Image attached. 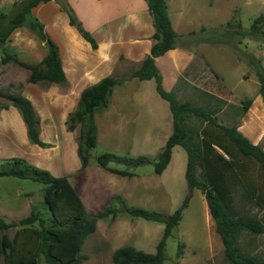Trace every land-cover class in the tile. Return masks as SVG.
I'll return each mask as SVG.
<instances>
[{"label": "crops", "instance_id": "obj_1", "mask_svg": "<svg viewBox=\"0 0 264 264\" xmlns=\"http://www.w3.org/2000/svg\"><path fill=\"white\" fill-rule=\"evenodd\" d=\"M15 1L18 0H0V12L9 11ZM63 1L72 8L77 21L93 36L97 46L93 48L69 23L67 13L57 0L39 2L32 7L31 15L43 24L46 33L57 44L65 80L61 83L43 84L42 81L29 83L26 79L20 93L30 100L40 118L41 127L51 133L55 128L61 129L56 139V173L48 170L55 176L68 178L89 212L90 206L102 208L108 204L109 198L115 192L108 183L118 181L119 176L115 173L103 174V171L91 162L83 171H78L81 166L78 145L74 141V134L66 129L65 120L68 113L78 106L82 90L106 76H117L126 71L130 73L140 66L142 60L150 53L154 26L145 0ZM165 2L171 25L179 37L176 46L157 56L154 63L161 75L163 89L174 93L181 78L183 83L202 80L204 68L199 63L198 71L194 68L198 51L205 59H208L209 53L212 60L214 55L221 58V54L218 50L206 51L208 46L205 40L184 36L205 27L204 21H194L192 16L189 17L191 10H200L195 5L198 0ZM262 14L264 15V12ZM14 36L15 40L10 42ZM26 39L31 44L27 43ZM257 44L253 41L236 44L235 48H241L242 53L245 52L248 57L245 58L243 54V57H236V77L231 84H227L226 79L231 80L232 77L223 73L216 65L217 77L214 76L221 81L215 82L220 85L219 88L230 86L239 101L250 100L246 111L238 116L236 127L251 143L264 149L262 98L259 91L246 89L251 83L259 90L255 69L248 66L250 57L254 56L260 58L264 68V43L256 48ZM31 45L39 48L37 53L40 61L47 53L45 44L26 27L16 28L9 40L0 46V63L4 51L11 55L21 51L32 57ZM220 49L223 51V48ZM24 73L26 74L25 71ZM28 75L27 73L26 78ZM217 96L224 99L220 94ZM94 118L97 122L110 118L113 127L121 131L125 128L132 129L128 138L120 136L117 149L106 148L105 151L118 155L129 154L133 157L145 155L152 161L156 160L173 130L169 102L158 94L153 78L139 80L133 77L116 84L108 97L107 106L97 110ZM40 140L43 141L42 138ZM38 147L29 141L25 122L17 107L10 104L7 108L0 109V159L29 157L37 153ZM187 162L186 150L181 145H174L169 162L160 174L154 172L153 164L149 170L141 167L142 165L130 170L140 186L142 199L144 196L150 203V206L143 207H160L155 204L161 201L160 198L165 199V207L176 208L181 204L189 191L185 178ZM83 190H86V195H83ZM88 197L90 199H87Z\"/></svg>", "mask_w": 264, "mask_h": 264}, {"label": "trees", "instance_id": "obj_2", "mask_svg": "<svg viewBox=\"0 0 264 264\" xmlns=\"http://www.w3.org/2000/svg\"><path fill=\"white\" fill-rule=\"evenodd\" d=\"M48 0H18L7 12H0V46L9 40L12 32L18 27H26L47 49L46 55L37 64H28L12 58L13 55L3 52L1 62L13 59L16 63L29 70L27 82L39 81L47 83H61L65 80L59 57L57 44L44 30L43 24L31 15L32 7L39 2ZM61 8L67 13L69 23L73 25L93 48L97 44L93 36L77 21L72 8L63 0H57ZM153 20V44L140 66L124 77L106 76L97 83L82 90L77 109L70 113L69 128L76 122H85V128L79 137L78 155L81 169L88 165L90 150L96 145V126L94 114L105 108L108 97L116 84L129 78L139 80L153 78L158 94L169 102L173 116V130L164 146L152 163L153 170L160 174L171 157L172 147L181 145L187 152L188 162L185 178L189 193L181 205L172 213L148 209L141 206L122 204L114 207L104 206L96 213H89L81 197L66 176H55L49 170L36 167L24 158L14 156L7 159L6 165L0 168V177L13 176L19 179H30L41 183L43 187V204L48 216L44 219L36 210L19 218L17 221H6L0 215V257L1 264H81L85 256L81 249L85 238L96 228V221L108 216L114 217L118 213H125L131 217L160 222L164 224L161 238L155 246L154 252H145L131 245L116 248L111 259L114 264H162L165 260L166 240L172 235V230L178 225L183 210L187 207L192 189H199L206 200L211 217L215 221L217 233L220 235L225 258L230 264H264V258L244 252L239 245V237L243 232L258 234L263 231V224L256 218L240 212L234 207L235 183H243V198L255 202L264 208V193L249 179H246L245 164L239 162L241 157L260 165L264 172V149L251 143L238 130L236 125L225 126L217 124L204 110L191 106L189 103H179L171 92L163 89L161 75L154 60L176 46L179 34L173 29L165 0H145ZM233 20L226 22L227 27L233 25ZM264 15L260 13L251 21L246 34L264 38ZM240 34V22H237ZM203 29V28H202ZM227 30L223 34H226ZM255 69L259 83V94L264 105V68L257 61L250 59ZM0 96L3 94L0 92ZM10 104L17 107L22 114L27 129V136L32 144L44 147L47 144L39 137V117L30 100L20 92L3 96ZM242 113L250 104V100L242 102ZM8 104L0 103V109ZM194 114L202 117L214 126L213 130H202L199 141L194 142L192 135L184 127V119ZM203 166L204 181H199L192 170L195 160ZM122 163L126 167H137L147 164L145 156H121L111 152L97 155L96 162L111 173L121 176H132L127 169L109 167V162ZM121 197L114 196L119 200ZM16 227L13 235L9 229ZM182 243H178L176 255L181 254Z\"/></svg>", "mask_w": 264, "mask_h": 264}, {"label": "rangeland", "instance_id": "obj_3", "mask_svg": "<svg viewBox=\"0 0 264 264\" xmlns=\"http://www.w3.org/2000/svg\"><path fill=\"white\" fill-rule=\"evenodd\" d=\"M195 5L200 10H191L189 17L194 21H204L205 27H202L198 32H189L184 35L194 40L207 41L208 52H216L221 54L217 57L213 56V60L208 59L197 53V63H194L195 70L198 71V63L204 68L202 80H194L191 86L190 83H183L182 78L177 82L176 92L171 93L179 103L187 102L191 106L198 107L207 112L214 122L225 126L236 125L238 116L242 114V102L239 101L237 95L234 94L230 86H222L219 88L215 82L220 83L217 79L216 67L223 73H227L231 80L226 79L227 84H231L236 77L234 71L237 69L234 64H237V58H245V52L242 53L241 48L236 47L238 42H255L258 46H262L264 38L260 36H250L246 34L248 27L255 16L264 12V0H198ZM198 12V13H197ZM231 27L226 26V22L233 20ZM237 22L241 24V30L245 32L240 34L237 32ZM264 28V25H263ZM227 30L226 34L224 33ZM15 40V36L11 37L10 42ZM27 43L31 44L28 39ZM33 55L30 57L26 53L17 51L12 58L21 62L26 61L28 64H37L39 62L38 47L31 45ZM223 48V51L220 49ZM1 48V47H0ZM252 54V53H251ZM201 56V57H200ZM249 56H251L249 54ZM204 58V59H203ZM251 56L250 59L261 63L260 58ZM249 59V60H250ZM199 60V61H198ZM203 60V61H202ZM205 60V61H204ZM245 60V59H244ZM248 66L254 69V66L249 63ZM262 65V64H261ZM26 72V74L24 73ZM27 73L24 67L8 59L6 63H0V92L4 95L19 93L26 81ZM129 75V72L117 74V77ZM216 77H215V76ZM29 76V75H28ZM214 80V81H213ZM44 84V82L42 81ZM186 84V85H185ZM196 84V85H195ZM240 88V86H239ZM248 91L258 92V87H254L251 83L246 86ZM220 94L224 99L217 96ZM3 96H0V103L10 105V102ZM77 106L72 109L65 120L66 129L74 134V141L78 145L79 137L85 128V122H76L73 128L68 126V118L70 113L75 111ZM35 110V109H34ZM36 112V111H35ZM37 114V112H36ZM38 116V114H37ZM39 117V116H38ZM102 119L98 122L94 118L96 126V145L90 150L89 162L95 163L103 174H111L108 170L101 167L96 162L98 154L105 151L106 148L117 149L119 139L122 135L128 138L132 129L125 128L119 130L113 127L112 119ZM184 127L192 135V140L197 142L201 138L202 130L215 129L212 124L205 121L202 117L190 114L184 119ZM61 132L60 128H55L52 133L40 126L39 118V136L47 144L44 147H38L36 154H31L29 157H21L32 163L36 167L50 169L52 173H56V139ZM49 141V142H48ZM110 152V151H109ZM113 153V152H111ZM121 156H131L124 154ZM145 156V155H141ZM133 157V156H131ZM138 157V156H137ZM147 157V156H145ZM148 158V157H147ZM8 158L0 159V168L6 165ZM149 162L142 165L146 170L152 167V159L148 158ZM239 162L245 164V178L249 179L261 192L264 193V172L260 165L254 161L238 158ZM86 166V168L89 166ZM109 167L132 170L135 167H126L122 163L109 162ZM85 168L78 170L83 171ZM195 177L199 181H204V172L201 162L197 159L192 167ZM118 175V174H117ZM119 180L108 183L115 191L109 198L107 205L111 204L114 207H121L122 204L134 206H150L139 192V184L133 176L118 175ZM43 187L44 185L30 179H19L13 176L0 177V215L8 222L17 221L28 215L32 210L40 213L44 219L48 216L43 204ZM189 189V188H188ZM86 190H83V195H86ZM189 193V191H188ZM187 193V194H188ZM186 194V195H187ZM163 195L162 193L160 194ZM185 195V196H186ZM114 196L121 197L119 200L114 199ZM185 198V197H184ZM234 207L240 212L248 214L258 219L263 224V231L258 234L243 232L239 237L240 248L249 254H254L264 258V208L255 202H249L243 198V183H235L234 191ZM87 199H90L89 197ZM161 201L155 203L160 205L158 208H148L163 213H172L175 207H165L167 204L162 198ZM90 203V202H89ZM87 203V205H89ZM182 203V202H181ZM105 205V206H107ZM85 206V205H84ZM103 208V207H102ZM102 208L89 207V213H96ZM92 209V210H91ZM164 224L144 220L142 218L131 217L125 213H118L116 216H108L96 221L95 230L89 234L82 245L81 254L85 256L81 264H114L111 259L113 251L124 245H131L138 249L154 252L155 246L161 238ZM16 227L9 229V234L12 236ZM178 243H182L181 254L176 255ZM2 259L0 257V264ZM162 264H230L224 255V246L220 235L216 231L215 221L211 217L205 197L203 193L194 188L191 191L187 207L183 210L182 217L177 226L172 230V235L166 240L165 260Z\"/></svg>", "mask_w": 264, "mask_h": 264}]
</instances>
